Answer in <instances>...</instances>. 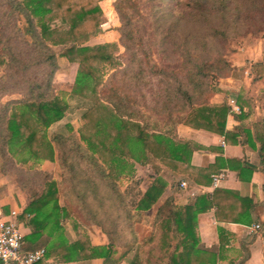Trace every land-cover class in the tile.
<instances>
[{
  "label": "trees",
  "instance_id": "obj_1",
  "mask_svg": "<svg viewBox=\"0 0 264 264\" xmlns=\"http://www.w3.org/2000/svg\"><path fill=\"white\" fill-rule=\"evenodd\" d=\"M101 1L0 0V73H4L0 79V173L8 175L13 167L21 177L17 187L29 199L17 221L37 226L51 223L59 228L60 223L73 218L85 227L99 228L108 237L106 246L94 247L86 234L79 235V225L73 223L76 240L69 244L59 237L37 264L47 258L61 263L106 261L112 259L116 248L124 246L128 247L125 255L133 251L128 264H152L153 257L158 264H218L221 252L207 250L200 243L197 216L214 206L217 221L249 226L254 208L250 198L223 189H215L211 199L200 196L191 205H177L168 197L156 210L149 236L139 243L133 224L164 193L167 184L160 177L162 168L188 176L196 184L211 183L218 160L208 169L195 172L190 167L191 156L204 149L178 139L179 124L223 135L232 143L245 139L257 150L264 174V137L256 136L260 144L257 149L250 131L241 126L248 116L242 111L241 98L236 102L239 115H233L225 102L211 104L207 99V93L218 92L210 89L211 82L227 77L232 69L219 51L214 59L203 56L215 45L204 43L203 34L208 32L211 41L227 37L220 22L232 0H189L191 21L181 13L176 15L174 9L166 10L167 0H145L153 22L170 23L174 32L183 29L182 23L202 22L198 23L201 41L189 45L187 33L183 37L184 48L196 53L183 56L182 76L158 72L157 78L148 68V60L136 51L133 23L138 15L137 0H114L118 42L128 63L111 73L106 83L101 81L104 71L116 66V57L109 51L114 45H87L101 31ZM176 2L175 7L180 6L179 0ZM257 2L245 10L260 11L264 29V0ZM55 48H59L58 54ZM58 58L76 65L71 94L91 101L92 106L82 115L79 134L53 133L47 139L44 131L63 119L68 109L53 84ZM253 68L256 79H264V63H256ZM132 92L138 93L136 99ZM3 98L9 99L2 103ZM229 115L239 123V131H225ZM19 151H26L37 161H54L59 179L55 181L51 174L29 166L28 159L22 160L24 169H15L12 156ZM113 160H117V174L131 172L133 163L152 171L153 178L133 210L118 187ZM226 163L230 167V163L239 161ZM241 169L246 168L241 165ZM228 213H234V217L228 218ZM228 236L225 229L218 228L221 250L229 243Z\"/></svg>",
  "mask_w": 264,
  "mask_h": 264
},
{
  "label": "rangeland",
  "instance_id": "obj_2",
  "mask_svg": "<svg viewBox=\"0 0 264 264\" xmlns=\"http://www.w3.org/2000/svg\"><path fill=\"white\" fill-rule=\"evenodd\" d=\"M113 1L114 0H102L100 2V8L103 13V27L101 28L100 34H109L103 37L102 41L107 42L105 44L109 43L114 45L109 51L116 57L115 69L111 70L107 67L102 75L101 81L104 83L107 82L111 73L125 67L128 63V58L124 53V49L119 45V36L115 33V25L118 27L119 21L112 8ZM176 1L177 0H167L164 4L165 9H174L173 11L176 15L181 13L183 18L189 21L190 16L188 17V15L191 14L192 9L190 8V3L192 1L179 0L180 6L175 7L177 4ZM136 3L138 15L134 21L135 23H133L137 41L136 51L148 60V68L155 72L156 78L160 76L158 72L167 75L175 74V76L181 77L184 73V68H182L183 56L187 53L194 56L196 53L192 50L187 51L188 48L186 47L184 48L185 39L183 37L187 33L186 38L189 41V45L201 41V38H199L201 33L198 32L200 29L198 23L202 22L193 20L195 23H182L181 27L183 29L174 32L170 30V23L153 22L145 0H137ZM253 3L258 4L257 0L231 1L229 6L230 10L225 14V19L222 18V23L218 21L221 26H224L222 31H225L227 37H225V39L220 38L221 40L219 41H211L208 32L203 34V36H205L204 43H208V45L211 43L215 44L207 52H204L203 56L208 59H214L219 51L223 59L232 69V72L228 74L227 77L211 82L210 89L213 91L217 90L218 92L216 94L207 93L209 103L213 104L215 100L219 101L220 99H223L222 101L226 104H229L231 100L236 103L238 97L241 98V103L243 105L242 111L248 115L242 122V127L250 131L252 141L258 149L260 144L256 136L262 135L264 137V79H256V72L253 65L260 62L264 63V29L260 11L252 10L246 12L245 10ZM193 5L194 4H192V7ZM195 14L196 16L198 15V13ZM203 30L206 31V29ZM172 36L175 37V40H172ZM54 50L58 54L59 48H55ZM58 65L59 69L54 76L53 84L56 91L64 96L68 104V109L64 118L52 125L53 127L50 132H44L45 135H49V133H62L67 135L71 132L79 134L83 127L82 115L89 110L92 106V102L80 97H75L71 94L76 76V67L69 64L63 58H58ZM153 78L156 79L155 77ZM114 81L115 84H117V76L114 78ZM131 95L135 99L138 97L137 92H132ZM15 97L17 98V96ZM23 159H28L30 161L29 166L33 167L36 166L40 168L42 163V160H34L24 151L22 154L17 152L14 153L12 156L14 165L11 166H14L15 169H24L25 166L22 163ZM112 163L116 171V177L118 175V187L125 195L127 205L133 210L142 193L141 189H145L147 183L153 178V175H151L152 171L149 168L146 171L144 167V169L137 168V170L132 167L129 173L117 174V160H113ZM52 164L53 168L49 167V169L52 170V178L57 181L60 177V172L57 164ZM9 172L10 174L6 176L10 178L11 182L18 189L16 181L21 177L16 175L13 167H10ZM58 202L60 205L63 204V199L60 195L58 197ZM104 215H106V211ZM152 221L153 218L150 209L141 214L139 222L133 224V230L138 243L149 236L152 229ZM73 223L79 225V235H83L87 230L92 228L78 224L73 218L63 221L61 227L70 230ZM51 227H53V225H51ZM104 235L106 236V234ZM76 237L77 235H75V239ZM69 238L71 237L69 236ZM127 248V246L116 248L114 255L118 257L121 253L125 252ZM152 249L155 252L157 251L155 247H152ZM152 260L154 261L155 257H153Z\"/></svg>",
  "mask_w": 264,
  "mask_h": 264
},
{
  "label": "crops",
  "instance_id": "obj_3",
  "mask_svg": "<svg viewBox=\"0 0 264 264\" xmlns=\"http://www.w3.org/2000/svg\"><path fill=\"white\" fill-rule=\"evenodd\" d=\"M102 27L103 24L101 25ZM115 28V33L118 34L117 25H115ZM106 35L109 34L99 33L91 38L87 45L94 46L107 43L102 41ZM74 66L76 67V65ZM3 76L4 73H0V79H3ZM8 99L3 98L1 102L4 103ZM222 100H215L213 104L224 102ZM232 113L233 115H239L240 112ZM52 127L51 125L45 131L50 132ZM225 131L229 133L239 131V123L231 115L227 116ZM176 134L178 139L189 141L204 149L193 152L191 156L190 167L195 169V172L208 169L218 160V167L211 173L210 179L213 175L220 173H223L224 179L218 183L217 187L212 186V179L209 186H204L194 183L188 176L175 175L169 170L162 168L160 177L166 182L167 186L157 203L151 208L152 218H154L157 208L168 197H171L177 205H191L200 196H208L211 199L215 189L236 192L242 198H250L254 204L252 210L253 222L251 225L245 226L233 222H219L216 218V208L212 206L197 216L196 232L200 243L207 250H212L216 253L221 252V260L218 264H264V174L258 163L257 150L248 145L245 139H241V143H232L230 140L225 139L223 135L193 129L184 124L177 125ZM51 135L50 133L49 135L47 134L46 138L50 139ZM23 152L19 151L17 153L22 154ZM234 160L239 161V163H230V167L227 166L226 161ZM52 163L55 162L42 160L39 169L51 174L52 170L49 167L53 166ZM241 165L243 169L246 168L244 171L241 169ZM133 168L135 170L137 168H146V171L148 170V166L143 168L136 163H133ZM181 182L186 183L187 187L185 189L180 188ZM148 185L149 183H147L145 189H141L142 193L145 192ZM28 203L29 199L26 194L17 189L8 176L0 174V207L3 213L8 215L10 212H16L19 216ZM227 217H234V213H228ZM18 223L24 236V248L28 251L39 248L49 250L57 244L59 237L69 244L76 240L75 229L71 227L70 230H66L61 227V223L59 228L55 225L51 227V223L45 226L27 224V221H18ZM255 224H259L261 227L260 231L256 233L250 231V227ZM219 227L225 229L229 235V243L222 250L219 248ZM84 234L87 235L90 244L94 247H104L108 244L107 237L96 227H92ZM132 252L127 255L123 252L118 257L113 255L112 259L106 261L103 259H92L61 263L53 258H47L43 264H128L132 257ZM152 262V264H158L153 260Z\"/></svg>",
  "mask_w": 264,
  "mask_h": 264
},
{
  "label": "built area",
  "instance_id": "obj_4",
  "mask_svg": "<svg viewBox=\"0 0 264 264\" xmlns=\"http://www.w3.org/2000/svg\"><path fill=\"white\" fill-rule=\"evenodd\" d=\"M231 112L239 113L236 103L229 102ZM212 186L217 187L218 183L224 179L223 173L212 176ZM186 183L181 182L180 188L185 189ZM17 213L10 212L5 215L0 207V264H37L45 257L46 250L39 248L28 251L24 248V236L17 221ZM259 224L250 227L251 232H259Z\"/></svg>",
  "mask_w": 264,
  "mask_h": 264
}]
</instances>
